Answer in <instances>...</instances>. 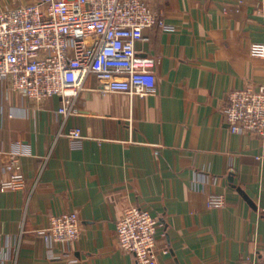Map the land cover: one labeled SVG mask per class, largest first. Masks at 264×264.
Wrapping results in <instances>:
<instances>
[{
  "label": "crops",
  "instance_id": "1",
  "mask_svg": "<svg viewBox=\"0 0 264 264\" xmlns=\"http://www.w3.org/2000/svg\"><path fill=\"white\" fill-rule=\"evenodd\" d=\"M29 1L0 0V12ZM146 1L164 22L136 45L157 76L152 94H103L89 74L65 117L60 97L37 103L0 80V264H135L116 233L133 205L158 218L156 264L264 259L261 139L224 118L232 91L264 86V57L251 54L264 0ZM15 152L27 184L3 190ZM70 212L80 237L47 243L40 231Z\"/></svg>",
  "mask_w": 264,
  "mask_h": 264
},
{
  "label": "built area",
  "instance_id": "2",
  "mask_svg": "<svg viewBox=\"0 0 264 264\" xmlns=\"http://www.w3.org/2000/svg\"><path fill=\"white\" fill-rule=\"evenodd\" d=\"M156 26L163 28L164 22L146 0L29 1L0 12V80L37 103L60 97L58 112L65 117L79 113L76 100L89 74L100 80L103 94L144 98L155 91L157 76L149 61L139 59L136 45ZM251 54L264 57V44H253ZM224 118L232 133L261 139L255 158L264 160V86L232 91ZM68 138L80 143L81 130H71ZM18 155H11L3 190L26 187ZM209 204L220 208L225 200L215 195ZM157 228L158 218L139 205L126 208L118 220L119 244L134 255L135 264L157 263ZM40 234L49 244L71 243L81 235V220L76 212L53 216Z\"/></svg>",
  "mask_w": 264,
  "mask_h": 264
}]
</instances>
